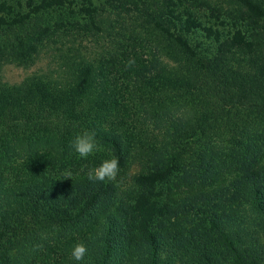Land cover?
Segmentation results:
<instances>
[{"label": "trees", "instance_id": "obj_1", "mask_svg": "<svg viewBox=\"0 0 264 264\" xmlns=\"http://www.w3.org/2000/svg\"><path fill=\"white\" fill-rule=\"evenodd\" d=\"M71 2L29 1L1 45L32 64L51 38L32 21ZM236 2L246 27L224 37L190 10L182 32L153 19L165 61L65 53L55 75L0 84V264H264V0ZM197 28L216 52L188 42ZM83 130L100 145L87 159ZM112 157L116 180L90 181Z\"/></svg>", "mask_w": 264, "mask_h": 264}, {"label": "rangeland", "instance_id": "obj_2", "mask_svg": "<svg viewBox=\"0 0 264 264\" xmlns=\"http://www.w3.org/2000/svg\"><path fill=\"white\" fill-rule=\"evenodd\" d=\"M0 1L11 6L10 14L0 12V84L6 85L17 84L33 74L55 75L60 70L59 65L66 61L65 53L77 52L79 54L73 58L82 57V61L94 64L119 58L130 60L134 55L139 61H165L166 57L159 56L157 50L166 47L167 41L153 31L151 22L159 19L176 32L182 25L176 19L187 10L204 27H212L222 37L240 26L246 27L247 22L246 12L236 0H72L69 6L36 15L37 19L32 21L34 27L38 30L49 25L51 38L45 40L42 48L40 46L34 62L27 64V60L17 59L1 42L5 38L2 39L5 22L13 15L29 13V1L35 3L36 0ZM184 33L198 50L216 52L220 48L219 41L202 29Z\"/></svg>", "mask_w": 264, "mask_h": 264}, {"label": "clouds", "instance_id": "obj_3", "mask_svg": "<svg viewBox=\"0 0 264 264\" xmlns=\"http://www.w3.org/2000/svg\"><path fill=\"white\" fill-rule=\"evenodd\" d=\"M71 147L78 154L81 159H87L93 156L100 150V145L97 143L96 133L90 130H83L76 134L71 141ZM119 159L112 157L103 160L98 166L91 168L88 172V179L90 181H114L119 173ZM87 253V246L83 242L74 245L71 256L76 261L84 259Z\"/></svg>", "mask_w": 264, "mask_h": 264}]
</instances>
